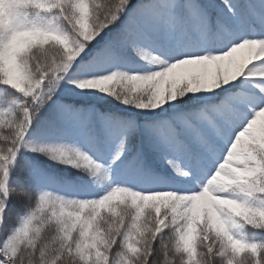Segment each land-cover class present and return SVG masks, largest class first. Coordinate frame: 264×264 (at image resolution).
I'll return each mask as SVG.
<instances>
[{
  "label": "snow or ice",
  "instance_id": "1",
  "mask_svg": "<svg viewBox=\"0 0 264 264\" xmlns=\"http://www.w3.org/2000/svg\"><path fill=\"white\" fill-rule=\"evenodd\" d=\"M0 264H264V0H0Z\"/></svg>",
  "mask_w": 264,
  "mask_h": 264
},
{
  "label": "trees",
  "instance_id": "2",
  "mask_svg": "<svg viewBox=\"0 0 264 264\" xmlns=\"http://www.w3.org/2000/svg\"><path fill=\"white\" fill-rule=\"evenodd\" d=\"M104 2V0H100V3H103Z\"/></svg>",
  "mask_w": 264,
  "mask_h": 264
},
{
  "label": "rangeland",
  "instance_id": "3",
  "mask_svg": "<svg viewBox=\"0 0 264 264\" xmlns=\"http://www.w3.org/2000/svg\"><path fill=\"white\" fill-rule=\"evenodd\" d=\"M98 3H100V0H97Z\"/></svg>",
  "mask_w": 264,
  "mask_h": 264
}]
</instances>
